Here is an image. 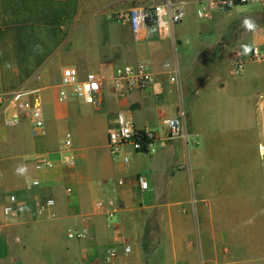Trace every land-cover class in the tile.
<instances>
[{"label":"crops","instance_id":"crops-1","mask_svg":"<svg viewBox=\"0 0 264 264\" xmlns=\"http://www.w3.org/2000/svg\"><path fill=\"white\" fill-rule=\"evenodd\" d=\"M196 1L170 35L147 28L136 40L104 5L0 0V93L25 91L45 122L36 130L22 113L8 126L0 112V264H264V129L252 128L253 116H264V63L234 70L240 51L263 45L264 13L250 4L200 20ZM137 63L153 76L144 92L105 89L96 105L58 99L67 66L84 77ZM180 110L185 138L147 154L126 147L127 163L110 154L118 112L160 132L161 119ZM41 157L53 166L36 169ZM10 195L12 221L3 214ZM72 229L86 238L69 239ZM110 248L117 256L105 261Z\"/></svg>","mask_w":264,"mask_h":264},{"label":"built area","instance_id":"built-area-1","mask_svg":"<svg viewBox=\"0 0 264 264\" xmlns=\"http://www.w3.org/2000/svg\"><path fill=\"white\" fill-rule=\"evenodd\" d=\"M196 17L200 20L211 18L215 13H227L241 5L255 4L264 7V0H197ZM184 2L165 0L160 4L135 7L128 10L118 11L110 15V19L118 23L129 25L136 40L144 39V31L151 28L162 37L170 35L173 28L180 24L185 18L186 11ZM246 55L240 51L234 61L236 74L244 71L245 65L249 62H264V36L261 47L253 46L247 49ZM153 82V76L148 67L143 63L136 65H123L114 68L109 74L99 72H88L80 77L76 67L67 66L61 71V82L59 84L58 99L65 102L70 96L82 100L86 104L96 105L105 92L110 90L118 96H124L132 91H146ZM0 112L4 114L6 125H17L20 123L22 113H25L31 125L36 130L44 128L45 122L42 109L38 101L27 98L25 91L14 93H0ZM184 111H178L175 117H164L160 121L161 131L150 128L138 129L125 112L117 113L116 126L108 133V148L113 157L123 154V149L130 147L135 153L147 154L154 151L156 146L168 138H185L182 126ZM65 151L72 147V136L66 134L62 144ZM128 154H123V161L129 162ZM65 161L68 165L74 164V157L67 155ZM53 163L47 157H41L37 161L36 169L52 167ZM142 190L148 188V183L143 176L136 179ZM38 181H33L32 186H37ZM17 197L10 195L7 203L3 206V214L6 219L12 221L17 215ZM55 204L53 199L46 202L47 207ZM115 211H108L106 217L112 219ZM85 229H72L68 232V238L81 240L86 238ZM130 247H125L129 252ZM117 256L116 248H110L105 253V261H110Z\"/></svg>","mask_w":264,"mask_h":264},{"label":"rangeland","instance_id":"rangeland-1","mask_svg":"<svg viewBox=\"0 0 264 264\" xmlns=\"http://www.w3.org/2000/svg\"><path fill=\"white\" fill-rule=\"evenodd\" d=\"M84 1V0H83ZM87 3L91 2L89 4H92L93 9L96 10L100 8L101 5H104L103 7L110 11L111 14H114L118 11L122 10H128L135 7H143V6H150V5H156L160 4L165 0H85ZM177 2H184L187 4V2L191 0H172ZM258 12L264 13V7L257 5ZM254 63H264V62H254ZM260 77H262V86H264V65L261 66V71H259ZM254 87V88H253ZM253 89H257V84H253ZM264 90V87H260ZM252 128L254 130L259 129L260 131H263L264 129V116L262 114H259L258 116H253L252 118ZM260 150V149H259ZM236 153L238 151L236 150ZM261 157H264V153H261ZM254 191H259L261 188L258 184L254 183ZM257 206V205H255Z\"/></svg>","mask_w":264,"mask_h":264},{"label":"bare ground","instance_id":"bare-ground-1","mask_svg":"<svg viewBox=\"0 0 264 264\" xmlns=\"http://www.w3.org/2000/svg\"><path fill=\"white\" fill-rule=\"evenodd\" d=\"M260 150H261V153H262V151L264 150L263 147H261Z\"/></svg>","mask_w":264,"mask_h":264}]
</instances>
